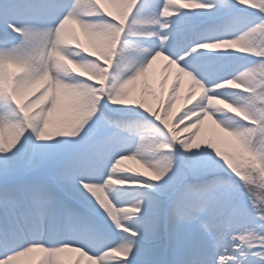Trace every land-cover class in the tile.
<instances>
[{"label":"snow or ice","instance_id":"6c2138e0","mask_svg":"<svg viewBox=\"0 0 264 264\" xmlns=\"http://www.w3.org/2000/svg\"><path fill=\"white\" fill-rule=\"evenodd\" d=\"M23 258L264 264V0H0V264Z\"/></svg>","mask_w":264,"mask_h":264},{"label":"rangeland","instance_id":"374dc122","mask_svg":"<svg viewBox=\"0 0 264 264\" xmlns=\"http://www.w3.org/2000/svg\"><path fill=\"white\" fill-rule=\"evenodd\" d=\"M157 74H159V70H157ZM178 107H179V104H178ZM205 134L206 135L212 134L211 127H206ZM124 163L126 166H128L130 168L137 169L139 171H143V168L141 167V165L138 164L136 161H125ZM21 264H30V258H23Z\"/></svg>","mask_w":264,"mask_h":264}]
</instances>
